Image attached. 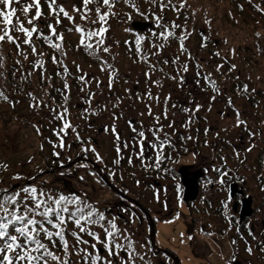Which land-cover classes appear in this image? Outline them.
Segmentation results:
<instances>
[{
    "label": "flooded vegetation",
    "instance_id": "flooded-vegetation-1",
    "mask_svg": "<svg viewBox=\"0 0 264 264\" xmlns=\"http://www.w3.org/2000/svg\"><path fill=\"white\" fill-rule=\"evenodd\" d=\"M115 1L114 5L121 6L128 15L136 13L133 24L151 23V27L145 30L132 29L134 33H130V38H123L122 41L117 42V45H121L120 54L130 51L134 56V51L131 49H137L136 40L138 37H142L141 44L146 50L151 49V52H147L149 55L146 60L144 58L138 60L147 62L143 63L144 65H152L154 61L152 56H156L163 45L166 46V39L164 35H161L164 32L160 29L163 25L167 26L170 18L168 19L166 15L160 16L157 10L147 11L149 4L146 0L135 1V7L131 0ZM141 9L143 12L140 13ZM151 16L152 18H150ZM158 17H162V19L158 20ZM40 25L36 26L38 29L35 34L36 51L33 52L35 59L31 61L26 57L23 62L25 65L29 60L33 62L32 76L34 73L36 74L37 79L34 80H37L36 83L42 90L49 87L48 82L53 84L51 89L46 90L47 94L57 87V90L60 88L58 91L60 94L71 97L61 86L62 81L58 85L55 84L57 78L65 80L67 77L64 69H68L70 66L65 64L62 56L70 49L66 46L64 49L61 46L59 50L51 49V47L41 48L38 39H43V37L39 34L50 36L51 33L41 30ZM106 25L110 26L106 27L108 30L103 34V37L106 36L107 39V33H111V29L114 27L112 17L107 19ZM112 36L115 38V32ZM54 37L52 36L51 40ZM103 37H97V41ZM132 37L135 38L130 41L129 39ZM124 40H127L128 43L124 44ZM193 44L200 45L197 39ZM103 46L104 44L95 51H85L84 54L81 53V57L85 59L91 55L89 57L92 60H97L98 54L102 53ZM24 53L28 54V52ZM53 57L59 63H53ZM37 60L41 61L39 66L36 64ZM8 63L14 65L10 59H5L1 65ZM100 64L98 67L103 75H107L113 66L102 59ZM142 68L144 69V67ZM115 69L114 66L113 70ZM159 70H163V68H159ZM87 71L90 73L91 69L84 72ZM140 75L137 74V76ZM145 75L148 77V74ZM159 75L163 76L164 74ZM194 75L196 87H200L204 94L211 97V104L217 105L219 113H223L224 117L232 115L236 120L233 126L235 128L242 126L243 131L248 133V123L245 124L248 116L239 111L235 112L238 109L233 104L234 100L224 99L229 94L241 92L215 90L210 74L196 73ZM179 79L181 77L178 73H172L167 74L166 79L159 80L161 82L152 81L151 83L162 89H158L160 93L151 91V89L149 91H134L130 94L134 101L133 105H127L124 110L116 111L115 104L113 110H110L106 105H112V102L102 103L92 94L85 95L80 104L73 105L75 112L79 113V118L75 121L76 124L72 125L71 121L70 127L63 128V131L60 130V132L55 129L53 136L49 137L53 138L52 142L56 144H58L56 140H63L62 150L65 152L53 156L51 164L46 166L48 169L32 178L33 184L37 188L38 181L36 179L43 172H45L44 176L59 175L62 177L66 173L67 177H71V174L73 175L70 172L71 169L77 170L79 166H83L86 170L88 168L89 173L96 175L100 183L123 203L122 211L124 213L131 208L137 213L130 220L136 222V229L132 231L137 238L136 242L132 237H126L127 230L118 232L117 226L115 229L112 227L109 229L113 232V237L107 236L105 228L101 230V234H95V236L89 235L88 232L79 234V231L76 232L69 228L70 234L75 232L83 241L88 242L85 244L75 241L77 257L82 258L84 264L86 261L87 264H108V261H111V264H130L128 259L135 257L136 253H141V250L144 255L140 254V256L144 259V264H264V145H261L260 148L257 146L253 148L255 149L254 163L258 166L255 171L256 165L254 163L249 165L250 150L243 151L241 146H238L236 141L242 140L243 137L236 139L231 135L230 124L225 128L220 124H217V127H211L206 118L207 114L205 115V112L209 110L206 104L202 106L197 101L194 103V100L189 97L183 98L179 102L178 100L174 101L172 95L171 97L164 93L166 85L172 87L174 83L177 86ZM87 80L85 79V81ZM42 81L45 83L44 85L41 84ZM76 81L79 83L81 79L78 77ZM103 82L107 84L104 79ZM112 84L110 85L112 86ZM123 91L121 87V93ZM170 91L176 92L172 88ZM195 92L199 94L198 91ZM167 96L169 107L162 104ZM217 97L222 98L221 101H218L219 103L215 102ZM245 99L247 98H242V100ZM248 100L251 104V100L254 99ZM258 102H262V100ZM152 104L157 105L164 112L157 116L151 109H145ZM230 106L236 109H233L234 113H230ZM250 107L251 109L255 107L254 110L258 116L256 139L264 143V110L259 105ZM106 109L110 111L106 112ZM118 112L121 114L117 115ZM167 114L171 116L166 120L162 119L166 118ZM138 116L145 120L138 119ZM157 118L159 119L157 120ZM85 119L90 123L82 131L77 122ZM140 131L144 132V137L138 135ZM102 137L110 138L109 157H105L103 153L101 155L98 150V147H101L100 138ZM141 145H143V153H141ZM161 145L163 146L161 147ZM66 146L67 150H65ZM201 153L202 159L200 163L198 161L199 164L181 163L186 156L198 155L199 157ZM196 161L197 158L193 162ZM248 166V171L253 169L255 172H251V175L246 178L247 171L245 172V170ZM184 170L188 179H193L197 173L200 174L196 180L197 196L193 200H189L190 195L183 185ZM254 176L257 179L256 184L255 187L251 185L252 188H250L248 183L254 182V179H250ZM43 183L45 182H41V184ZM132 188H136V197L131 194ZM208 189L209 194L205 197ZM166 194H168L167 200L163 202V196ZM69 197L78 198L79 202L76 205L82 207V202L85 205V210L95 209L93 218L103 214L101 210L92 203L89 204L79 194L73 193ZM154 205L157 206L155 211L151 209ZM182 209L187 212L190 219L187 226L178 225L176 220L172 221ZM201 215L203 217L208 215L209 221H201ZM117 219L122 221L124 218L120 213L115 215L111 213L103 221H109L112 225ZM127 224L130 226L129 223ZM74 225L75 223L71 222V226ZM75 239L74 237L73 240ZM112 239H115V242L124 248L121 249L118 257L119 249L115 250L114 245L109 244V240ZM92 245H95V248ZM81 249L86 250L87 254L92 256H101L102 260L95 262L89 260L88 255L80 251ZM110 250L116 254L110 256Z\"/></svg>",
    "mask_w": 264,
    "mask_h": 264
},
{
    "label": "rangeland",
    "instance_id": "rangeland-1",
    "mask_svg": "<svg viewBox=\"0 0 264 264\" xmlns=\"http://www.w3.org/2000/svg\"><path fill=\"white\" fill-rule=\"evenodd\" d=\"M63 3L61 4L62 7L65 8V10L69 13V15L73 18L71 21L67 17H63L61 19V15H56V18L53 21V26L56 27V31H65L69 34V32L74 29L76 26L81 27L85 30V32L89 30H98V26H105V24L91 23L92 20H97V14L93 12L91 9L90 4L88 5V8L91 9V12L89 13L91 19L88 21H85L81 19V13L77 12L74 9H83V1L76 2V1H69V0H62ZM149 4L147 11L150 10H157L158 14L160 16L166 15L170 21L169 28L171 29V24L173 25V33L172 37L170 39H174L173 42L169 39H166V46L163 45L161 51L157 52V55L152 56L154 60L152 62V65H144V60H146V50L143 46L139 45V52L137 49H131L134 51V56L131 55L130 51H127L126 54H120L121 53V45H117V42L122 41L123 38H130V32L132 31L130 29V26L132 24V21L135 20V13H130L129 15L121 8V6L116 7L115 5L112 8H109L108 6H104L101 2L100 4V10L103 13H107L108 11L111 14L112 21H113V29L111 33H107V39L106 36L103 37L104 40V47H107L109 49L108 52H104L102 48V53L98 54L99 57H97V60H92L91 57L87 56L85 59L82 58V54L80 53L78 56L80 57H72V51L65 52L62 56V60L65 61V64H68L70 68H68L67 77L65 80H62L63 83H61L64 87V89L68 92L70 95H74L72 98V105L80 104L82 102V99L85 95H90L94 98L99 99L102 103H106L108 101L112 102V105L107 104L106 106L113 110L115 105L117 108L115 110H124L127 105H133L134 101L132 98V93L134 91L138 90H144V91H154L156 93H160L158 89L162 90L157 85H154V83H151L152 81H159L164 80L167 78V74L172 73H178L181 77L179 79V83L176 86L173 83V86L169 87L166 85V89L164 90V93L168 96H173V100L178 102L182 100L183 98L189 97L190 99L194 100V103L197 101L199 104L203 106V104H206L211 110V112L206 111L205 115L207 120H209V123L211 127H217V124H220L225 128L228 124L231 125V135H233L236 139H241L240 141H236L238 143V146H241L243 151H249V165L251 163H254L255 159V148H260L261 145H264V143L261 142V140L256 139L257 138V120L258 116L255 113L256 111L254 109H251L250 106H252L249 103V98L245 97L247 99L242 100L241 93L236 94H229L228 96H225L228 101L234 100V106H237V109H234L230 106V113H234L239 111L240 113L246 114L248 116L246 123H248L247 129L248 133H245L243 131V127H237L235 128L233 125L236 123V120L233 119L232 115L224 117L223 113H219V110L216 108L217 105L211 104V97L204 94L203 90L200 89V87H196L194 74L196 73H205L211 75V80L217 82L219 84L218 88H222V83L227 85V87H230L236 91V88L233 87L235 85L234 82L236 80L242 81V78L246 80V85L249 91H252L253 88H256L260 86L261 84L257 83V80H253L249 82L250 79H262L264 81V61L261 58H258L254 55L252 58L253 61H251L249 64L253 65L256 68L261 69L263 72L262 74H259L258 76H250L249 74V66L247 70V74L245 73H238L236 71L237 68H234L232 66L230 69H227L225 67H222V63L225 60H227V57L229 54L231 55L230 50H228L226 47L222 46V49L219 51L221 58L214 57L212 55L211 50H209L207 47L200 46L199 44H193V39H198L199 43H202L201 41H204V38L207 36L204 35L208 34L210 41L211 38L213 41H215L217 34L214 35V33L209 32L210 30L207 29V25L205 24V13L211 12V5L208 4L205 0L204 4L201 5L198 0H196V3L191 6L187 5V9L183 6V13L179 14V12L176 10L173 12L171 8L166 10L164 8L163 10H160V3L158 0H156L155 3L152 2V0H146ZM187 2V0H171L170 5L177 6L179 8L182 7L183 2ZM203 1V0H202ZM218 3L221 0H214ZM246 1H254V0H245L244 3H248ZM31 2L30 0H27L26 3ZM165 4L168 3V0H163ZM22 3H25L22 1ZM42 5L40 6V12L41 14H48L53 15L52 10L49 9L48 3L46 0H43ZM95 10H96V4H94ZM158 6V7H157ZM201 6V7H200ZM21 5H17L18 11L20 10ZM157 7V9L155 8ZM199 7L201 9H199ZM206 7V8H205ZM246 9V10H245ZM33 10L36 12V9L33 8ZM129 10V9H128ZM159 10V11H158ZM245 10V11H244ZM51 11L52 13H49ZM184 11L186 14H184ZM206 11V12H204ZM243 13L245 18L248 20L249 23H253V26L251 29L253 30V27L256 24V21L260 22V18L256 15L255 11H253L250 7L245 6L243 8ZM140 13L143 12V9L139 11ZM36 14V13H35ZM62 14V13H61ZM210 16V15H209ZM46 18V17H44ZM42 16L39 19H36L35 22H41L44 20ZM57 19L60 20V24L57 25L56 21ZM70 22H74V25L71 26ZM14 24H18L17 21L13 20ZM19 23H23L24 27H31L27 21L23 22L19 20ZM175 25H179V27H176ZM3 27L2 21H0V28ZM71 29V30H70ZM204 31V32H203ZM115 32V38H113V33ZM253 32V31H252ZM2 34V31H0V35ZM11 34V33H10ZM60 35H62L59 32ZM70 35V34H69ZM214 35V36H213ZM71 37V35H70ZM72 37L76 40L75 42H80L82 39V36L80 33L75 32L73 33ZM176 37V38H175ZM146 39V37H144ZM219 39V38H218ZM92 40V39H91ZM91 40H88L85 38V43H90ZM130 41L132 40L129 39ZM188 41L187 46L189 47V50L184 49H177V47ZM190 42V43H189ZM123 43H128L127 40H124ZM122 43V46H124ZM250 43L249 40L243 39L242 35L241 38H239L236 42L238 46H240V55L239 58L241 59V56L243 55H250L253 51L246 50L245 46ZM121 44V43H120ZM213 44V42L211 43ZM75 53V52H73ZM142 56L144 60H138V56ZM29 58H32L33 60L34 55H31ZM28 58V59H29ZM42 58V57H41ZM231 59V56L229 57ZM25 59V58H24ZM101 59L106 62L109 65H113L107 75H103L102 72L99 70V65ZM156 59V60H155ZM167 60L168 63H165L164 61ZM242 61L244 59H241ZM162 62V63H161ZM232 62H235L234 60ZM231 62V63H232ZM239 62V61H238ZM236 63L237 66L243 68L245 67L244 63ZM244 62V61H243ZM13 64V62L11 61ZM41 63L40 60H37V65ZM243 64V65H241ZM11 65L10 63L6 64V71L10 72L12 70V73L14 72V67L7 66ZM187 65V71L185 72L183 70L184 66ZM116 67L115 70H113V67ZM247 66V65H246ZM2 67V66H1ZM135 67V68H133ZM139 67V68H137ZM144 67V69L142 68ZM33 68V65L31 67V70ZM133 68V69H132ZM159 68H163V70H159ZM91 69V72L89 71L84 72L86 70ZM19 70V69H17ZM25 70L22 68V71ZM30 70V69H29ZM52 70V69H51ZM57 70V69H56ZM84 70V71H83ZM53 71V70H52ZM26 72V71H25ZM94 72V73H92ZM232 74L233 77H228V74ZM137 74H141L140 76H137ZM148 74V77L145 75ZM159 74H164L163 76H160ZM23 75V74H21ZM236 76V77H234ZM83 77L87 80V83H85V79H81L79 83H77V78ZM99 77V78H96ZM260 77V78H259ZM28 78L32 80L31 87L33 90L30 89L32 92L31 95L24 96L21 94H15L13 95L16 97L17 100H6L2 99L0 100V192L2 190H8L13 187V185L18 181H27L32 180V178L39 174L42 171L47 170V165L51 164L52 157L57 156L60 153H63L65 151L62 150V147L64 145V141L59 139L56 140L58 144L52 142H48L44 136V133L42 129L39 127V124L42 123V126L44 125L45 132L52 135V131L54 130V104L51 102L55 100L47 99V91L51 89L52 83H49V87L47 86L46 89L42 90L38 84L36 83L37 76L34 73L32 76H29V74L26 75L25 79ZM148 78V79H147ZM93 79L92 81H90ZM105 80V82L102 83V80ZM169 81V80H168ZM161 82V81H159ZM111 83L112 86L110 85ZM242 83V82H241ZM65 85L68 87L66 88ZM154 85V86H153ZM114 87V88H113ZM121 87L123 93H121ZM110 88H112L110 90ZM174 89L176 92H171L170 90ZM115 89V90H114ZM47 90V91H46ZM195 91H198L199 94H196ZM72 92V94H71ZM253 92V91H252ZM181 95V97H180ZM237 95V96H236ZM136 96V94H134ZM168 96L164 98L165 102H162L163 105L170 106V103L168 102ZM171 96V97H172ZM26 97V98H25ZM83 97V98H82ZM189 99V100H190ZM222 98L217 97V100L215 102L219 103L218 101H221ZM210 100V101H208ZM55 103L61 104L59 100H56ZM92 104V103H91ZM94 104V103H93ZM115 104V105H114ZM229 104V103H228ZM137 105V104H136ZM78 106V105H77ZM82 106L83 103H82ZM146 110H152L156 115H161L164 110L159 109L157 105H151L149 107H145ZM234 109V110H233ZM106 109L107 111H110ZM114 112V111H111ZM208 112V113H207ZM245 112V113H244ZM129 113V112H127ZM121 114V112H118L117 115ZM79 115V113H78ZM105 115V114H104ZM133 115V114H132ZM86 116V115H85ZM171 115L167 114L162 119H168ZM106 118V116H105ZM101 119V118H100ZM138 119L145 120L144 118H141L138 116ZM98 121V120H97ZM160 122V121H159ZM82 129L89 125V120H83L77 122ZM75 121L73 120L72 125H75ZM246 127V125H244ZM222 127V128H223ZM61 128L60 130H62ZM60 132V131H59ZM51 137V136H50ZM73 138V136H72ZM100 145L101 147H98L99 152L103 153L105 157H109V153L111 152L110 145L111 141L109 137H102L100 138ZM256 139V140H255ZM97 149V148H96ZM65 150H67V146L65 147ZM211 153V152H210ZM202 153L199 155H189L184 158L181 163L183 164H192L195 163L196 165L200 163ZM196 162H193L196 160ZM199 161V163H198ZM255 171L257 170L258 166L254 163ZM249 166L245 170L246 178H248V175H251V172H255L252 170H247ZM73 173L71 174V177H67L68 174L64 173L63 176H44L45 172L38 175L37 177V185L32 184L31 186L36 187L38 190L43 189L45 192L51 193L54 198L58 197L60 194H63L65 196H69L70 194L77 193L80 196L84 197L85 200L89 204H93L103 212V215L109 216V214L112 213V215H115L116 213H120V215L123 216L124 219L120 221L117 219L115 221V225L118 228L119 231H125L127 230V236L126 237H132L133 240L136 242V236L133 235L132 232L134 229H136V222L130 221L134 216L137 214L132 208L131 209H125V213L122 211L123 203L120 202L119 199L115 197L114 194L111 193V191L107 188H105L104 185H102L98 179V177L94 174H91L88 172V168L86 170L85 167L79 166L77 170L70 171ZM66 175V176H65ZM250 179H254L253 181H250L248 183V186L252 188V186L255 187V181L257 180L256 177H252ZM41 182H45L41 184ZM208 185V183H207ZM252 185V186H251ZM65 186V188H64ZM64 188V190H63ZM105 188V189H104ZM132 195L133 197H136L135 192L136 188H132ZM16 191V190H15ZM71 192V193H68ZM209 194V189L206 191L205 197H207ZM167 195L163 196V202L167 200ZM76 206L80 207L79 205L72 204L69 205V208ZM80 208H84L85 205L81 202ZM149 206V205H148ZM156 205L151 207L153 211H155ZM85 209V208H84ZM86 211V210H85ZM88 212H95V209L88 208ZM95 214V213H94ZM95 219V218H93ZM178 223V225L181 226H187L190 219L187 215V212H185L183 209L180 211V213L177 215V217H174L172 221H175ZM201 221H209V216L203 217L200 216ZM125 221V222H124ZM129 221V222H128ZM72 222V221H71ZM129 223L130 226L127 224ZM82 224L84 227L88 230V232L95 233L96 235L101 234V230L103 228L109 230L111 228V223L109 221H101L99 224H88L82 221ZM113 224V223H112ZM103 225V227L101 226ZM65 226H63V229ZM70 229L75 230L76 232L79 231V228L74 225L73 227H69ZM123 228V230H122ZM71 231V230H70ZM94 231V232H93ZM132 232V233H130ZM79 234H82L80 231ZM65 235V234H64ZM101 236V235H100ZM68 237V238H67ZM65 236V240L69 244L68 248V257L74 258L75 254L78 252L75 248V241L77 239L73 240L74 237L70 234L69 236ZM88 237V236H86ZM134 242V243H135ZM113 246V245H112ZM121 249L119 248L117 251V257L119 256ZM117 250V248L115 249ZM141 255H144L142 253H136L135 257L129 258L130 264L134 262L133 264H142L144 259ZM78 256V255H77ZM121 256V255H120ZM82 261V258L78 257V262ZM84 264V262H83ZM144 264V263H143Z\"/></svg>",
    "mask_w": 264,
    "mask_h": 264
},
{
    "label": "snow or ice",
    "instance_id": "snow-or-ice-1",
    "mask_svg": "<svg viewBox=\"0 0 264 264\" xmlns=\"http://www.w3.org/2000/svg\"><path fill=\"white\" fill-rule=\"evenodd\" d=\"M48 7L52 10L54 15L59 16L63 14L64 17H67L70 21L73 19L69 13L65 10L64 7L57 4L56 0H46ZM153 3L156 0H152ZM104 6L112 8L114 6V0H102ZM13 4L21 5L20 11L24 14H28L32 8L36 9V14L34 17H30L27 20L29 25H33L34 20L41 17L40 12V0H31V3H22V0H0V6H3V9H9L5 11L0 9V21L3 23V27L0 28V31L3 32L0 35V43L2 42H15V39L10 32L15 30L16 32L23 33L26 37L23 41L25 44L31 43V38L34 33L38 32V29L33 26L30 30L24 27L23 23L14 24L13 17L16 16L17 8L12 7ZM89 4H96V14L97 20H92L91 23H106L108 19V13H101L99 0H83V9H74L77 12L81 13V19L88 21L91 19L89 13L91 9L88 8ZM132 4L135 7V0H132ZM161 10L168 7L171 4V0H168V3L165 4L163 0H160ZM162 17H158V20ZM56 24H60V20L57 19ZM179 27V25H175ZM49 29L52 36H56L57 39L62 40L63 37L59 35L56 31V27L49 24ZM71 30V29H70ZM107 28L101 26L98 30H89L85 32L79 26L75 27V31L81 34L82 39L80 44L86 49L95 51L97 48L101 47L104 44V40L101 38L97 41L96 46L92 43H85V38L91 40L93 37H103V34L107 32ZM44 40L51 42V36L43 35L40 33ZM164 38L167 39L168 36L172 35L171 32L167 34L162 33ZM142 37H138L136 40L137 51L139 52L140 41ZM19 48V45H17ZM51 47L59 50L60 44H51ZM183 48V45H181ZM32 51L35 53V48L33 47ZM104 52H108L107 47L103 48ZM53 63H59L55 57L52 58ZM168 63L167 60L164 61ZM183 70L186 72L187 65L184 66ZM65 72L68 71L67 68L64 69ZM83 80V77H80ZM87 83V81H85ZM213 86L215 82L213 81ZM67 88L68 86L65 85ZM244 91H247L245 88ZM3 93H0L2 96ZM175 107V105H173ZM67 110L65 109V112ZM151 115V111L149 112ZM63 118V116H61ZM159 118H157L158 120ZM70 127L69 124H65L64 128ZM63 131V129H62ZM140 137H144V132L140 131L138 133ZM154 147L155 145H150ZM163 145H161L162 147ZM119 151V150H118ZM143 145H141V153H143ZM227 175V173H224ZM78 198H72L60 194L58 197H55L48 192H45L43 189H37L34 186H27L21 188L19 191L9 192L5 190L3 193H0V264H48V258H51L53 261H59L60 264H71L70 261L61 260L55 253L49 250V246L42 242L41 234L49 242L54 243V237L58 238L62 242V246L65 250H68L69 244L65 240L64 231L62 226L67 222V220H72L75 225L79 228L81 233L88 232V230L82 224V221L87 222L88 224H98L100 221H103L105 217L103 214H100L95 219H93L94 213L88 212L84 213L82 209L77 208L76 211H70L69 205L78 203ZM64 213H67V218L64 216ZM56 229L55 232L50 231L49 227ZM103 227V225H101ZM112 229H115L116 225H111ZM108 237H113L114 234L111 230L105 229ZM15 233V234H13ZM78 241V243H88L83 241L77 233H71ZM89 235L95 236V233L88 232ZM109 244L114 245V248H121L122 246L119 243L115 242V239L109 240ZM107 247V245H105ZM95 248V245H92ZM80 251L85 252L88 255L89 260L101 261L102 257L99 255L92 256L87 254L86 250L81 249ZM38 253V254H37ZM114 251H109V255H115ZM87 264V261L85 262ZM108 264H111V261H108Z\"/></svg>",
    "mask_w": 264,
    "mask_h": 264
},
{
    "label": "trees",
    "instance_id": "trees-1",
    "mask_svg": "<svg viewBox=\"0 0 264 264\" xmlns=\"http://www.w3.org/2000/svg\"><path fill=\"white\" fill-rule=\"evenodd\" d=\"M24 2H27V0H22ZM31 1V0H30ZM76 2H81L83 0H73ZM132 1V0H131ZM137 1V0H135ZM160 3V0H158ZM208 4L211 5V12H206L205 13V24L207 25V29L211 30L212 33L217 34L218 37H216L215 41L212 40L211 38V43L213 42V44H211V52L212 55L214 57H219L221 58V55L219 53V51L222 49V46L226 47L228 50H230L231 55L229 54V56L227 57V60H225L222 63V67H225L227 69H230L232 66H234V68H237L236 71L240 74L245 73L247 74V70H248V66L250 68L249 70V74L250 76H258L259 74H262L263 72L261 71V69L254 67L253 65H250L249 63L252 60V58L255 56H257L258 58H262L264 61V0H254V1H246L248 3H244L243 1L245 0H221L219 2V5L216 1L214 0H205ZM204 0H198V2L203 5ZM182 7L179 8L177 6L174 5H169L168 7H166V10H168L169 8H171L173 10V12H175L176 10L179 12V14L183 13L182 9L183 6L184 8L187 9V5L191 6L192 3L195 4L196 0H187V2L182 1ZM205 2V3H206ZM31 3V2H29ZM160 5V9H161V4ZM247 6L250 7L253 11H255L256 15L260 18V22L256 21V24L254 26L257 27H253V30L251 29V27L253 26V23H249L248 20L245 18L244 16V10L243 8ZM12 7H16V4H13ZM158 7V6H157ZM157 7H155L157 9ZM201 7V6H200ZM199 7V9H201ZM206 8V7H205ZM0 9H3V6H0ZM9 9H7L6 11H8ZM50 13V11H49ZM45 14V13H44ZM184 14L185 11H184ZM33 15V11L30 10V12L26 15L24 14L22 11H18L17 8V13L16 16L13 17V20L17 21L19 23V20H21L23 22L27 21L28 18L32 17ZM46 15V14H45ZM139 16V14H137ZM210 15V16H209ZM47 16H49L47 14ZM56 17V15H55ZM74 25V22H73ZM72 25V26H73ZM31 27H26L29 30L33 27V26H37V23L33 22V25H30ZM168 26H170V23H168ZM161 31H166V28L162 27L160 29ZM171 29H168V32ZM253 31V32H252ZM63 37L62 40L57 39V37L55 36L53 40H51V42L46 41L44 39H38L39 40V46L42 48H48L51 47V44H60L62 47H64L63 44H66L65 46L68 47L70 49V51H72V57H80L78 56L80 53L84 54L85 51H87L85 49V47H83L80 42H75L72 35L73 33L77 32L74 29H72L69 34L65 31H59ZM59 32H57L59 34ZM11 35L16 38L15 42H2L0 43V93H3L2 96H0V100L2 99H6V100H11L13 98V100H17L16 97H14L13 95L15 94H21L24 96H28L31 95L32 92L30 91L33 90L31 87V82L32 80L26 78V75L29 74V76H31V72H33V68L31 70V67L33 65L32 58H29L31 55H33V47L35 48L36 45V38H35V34H33L32 38H31V43L30 44H25L23 41L25 40V36L23 33L20 32H16L15 30H12ZM3 34V32H2ZM1 34V35H2ZM60 35V34H59ZM213 35V36H214ZM246 39L249 40L250 43L248 45L245 46L246 50H250L253 51L250 55L246 56L243 55L241 56V59H244L243 61L239 58L240 55V46H238L236 44L237 40L239 38ZM50 36L52 37V35L50 34ZM216 36V35H215ZM219 38V39H218ZM208 39L204 38V41L202 42H206V43H201L202 45H206L207 43L210 44L209 40L206 41ZM17 45H19V48L17 47ZM187 46L185 44H183V49L185 50ZM36 49V48H35ZM51 49H55L53 47H51ZM57 50V49H55ZM24 52H28V54H25ZM75 52V53H73ZM231 56V59L229 58ZM28 57L29 59H31V61L29 60L27 65H25V63L23 62L24 58ZM15 58V59H14ZM5 59H10L13 62V67H14V72L12 73V70L10 72L6 71V67L5 65H1L4 63ZM235 62H232V61ZM239 61V62H238ZM232 62V63H231ZM244 63L245 67L241 68L239 66L236 65V63ZM24 63V64H23ZM243 65V64H241ZM247 65V66H246ZM2 66V67H1ZM7 66H11V65H7ZM22 68L25 69L22 71ZM19 69V70H17ZM30 69V70H29ZM26 71V72H25ZM23 74V75H21ZM57 77V76H56ZM228 77H233V75L230 73L228 74ZM236 77V76H234ZM260 78V77H259ZM247 80V79H246ZM246 80H244V78H242V83L240 82V80H236L235 85H233V87L236 88L237 91H240L241 94L243 95L242 97H248L249 99H254L251 100V105H259L261 106V108H263L264 110V81L262 79H250L249 82L253 81V80H257V83L261 84L260 86L253 88L252 91H249L246 85ZM59 78H57V81H55V84L58 85L60 83ZM215 82V81H214ZM42 85H44L45 83L42 81L41 83ZM219 84L217 82H215V86H213V88L215 90H227L230 92H234V89L227 87V85L222 83V88H218ZM247 89V91H244V89ZM58 88H54V90H52L50 92V94H47V99H51V100H59L61 102V104H57L55 103V101H52L51 104H54V108H53V113H54V130L57 129L58 131H60L61 128H64V125L67 124H71V121L73 122L76 121L79 116L78 113L75 112V109L73 107V105L70 103V101H72L73 95L70 96H64L63 94H60L57 90ZM26 98V97H25ZM71 99V100H70ZM259 100H262V102H258ZM65 109L67 110L65 112ZM61 116H63V118H61ZM73 119V120H71ZM39 127L42 129L44 136L46 138L47 141L51 142V139L49 138L50 136L52 137L54 134V130L52 131V135L48 134L45 132L44 129V125L42 126V123L39 124ZM77 208L80 207H72V209H70V211H76ZM83 210L84 213H88V211L84 208H80ZM64 216L67 218L68 214L64 213ZM71 221L72 220H67V222L63 225L65 226V228L62 229L64 231L65 236H69L70 237V229L69 227H71ZM73 223V221H72ZM47 227H49L50 231L55 232L56 229H52L51 226L46 225ZM15 234V233H13ZM68 238V237H67ZM41 239L42 242H44L46 245L49 246V250L52 251L53 253H55L58 257L61 258V260L64 261H70L71 264H83V261L78 262V257H77V253L75 254L74 258H70L66 255H68V250H65L62 246V242L59 241L58 238L54 237V243L53 242H49L47 239H45L43 237V234H41ZM38 254V253H37ZM48 264H60L59 261H53L51 258H48Z\"/></svg>",
    "mask_w": 264,
    "mask_h": 264
},
{
    "label": "water",
    "instance_id": "water-1",
    "mask_svg": "<svg viewBox=\"0 0 264 264\" xmlns=\"http://www.w3.org/2000/svg\"><path fill=\"white\" fill-rule=\"evenodd\" d=\"M149 24H133L134 29H141L145 30L146 27H148ZM200 176V174H195L193 179H188L185 176V170H184V176H183V185L185 189L187 190V193L190 195L189 200H193L197 196V178Z\"/></svg>",
    "mask_w": 264,
    "mask_h": 264
}]
</instances>
